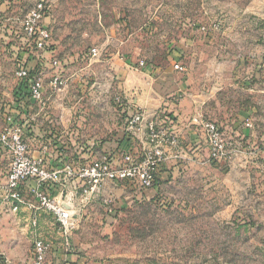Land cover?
Here are the masks:
<instances>
[{"label": "rangeland", "instance_id": "rangeland-1", "mask_svg": "<svg viewBox=\"0 0 264 264\" xmlns=\"http://www.w3.org/2000/svg\"><path fill=\"white\" fill-rule=\"evenodd\" d=\"M36 1L13 0L9 12L23 17ZM46 1L45 105L30 104L16 118L41 135L28 140L33 154L45 151L51 166L77 169L112 142L140 151V140L122 133L136 95L125 92L123 79L151 68L172 69L185 89L171 96L185 101V123L200 113L242 147L230 163L215 164L200 137L192 157L180 159L154 193L110 182L90 193L86 181L70 178L57 188L76 226L67 237L38 228L50 252L67 253L60 244L68 240L75 255L68 264H264V0ZM6 42L0 38V102L17 78L20 48L32 51L26 40ZM51 56L66 79L57 90L48 85ZM6 111L0 108V129ZM145 111L159 122L178 119L174 108ZM2 159L0 176L7 177L9 160ZM26 226L29 231L27 221L20 225L19 264H31Z\"/></svg>", "mask_w": 264, "mask_h": 264}, {"label": "built area", "instance_id": "built-area-1", "mask_svg": "<svg viewBox=\"0 0 264 264\" xmlns=\"http://www.w3.org/2000/svg\"><path fill=\"white\" fill-rule=\"evenodd\" d=\"M48 8L46 0H37L19 20L25 40L30 43L39 67L31 73L27 60L21 56L16 57L17 84L23 82L27 94L25 102L22 103L25 111L21 113H26L30 104L45 105V53L50 39V30L46 24ZM205 28L201 26L202 30ZM91 52L96 55L97 48L93 47ZM48 63L54 70L48 77L49 89L62 88L66 85V79L61 72L63 65L55 56L49 57ZM140 65H143V62ZM174 67L179 68V65L175 63ZM13 104L14 100L6 108V124L0 129V150L9 158V171L2 186V198L14 213L24 206L29 208L27 223L32 239L31 264L51 263L48 258L51 243L38 233L42 212L53 217L57 232L63 237H67L76 226V221L62 196V190L57 187L76 177L89 184L90 193H98L107 182L134 186L142 190L149 189L155 185L158 174L168 159L178 156L168 153L178 146L174 134L166 127L158 125L154 119L146 118L142 112L135 111L126 120L124 132L127 136L140 137V151L114 148L77 169L69 163L51 166L45 158V151H40L37 155L31 151L28 140L30 137H39L27 135L25 126L34 129L28 123L16 121L21 113L18 114V110L11 108ZM190 124L198 127L204 134L208 157L213 163H230L234 156L241 152L242 147L239 144L225 139L220 127L205 119L202 114H193ZM244 127L249 130L252 128L250 119H245ZM52 188L58 189V194L51 195ZM61 247L67 253L72 252L68 240L62 243Z\"/></svg>", "mask_w": 264, "mask_h": 264}, {"label": "crops", "instance_id": "crops-1", "mask_svg": "<svg viewBox=\"0 0 264 264\" xmlns=\"http://www.w3.org/2000/svg\"><path fill=\"white\" fill-rule=\"evenodd\" d=\"M12 3L13 0L12 2H10V0H0V32H1L0 38L3 41L4 45L7 44L6 40L10 37H12V39H16L17 41L21 42L20 44H24V40H25L24 34L22 32L19 23V20L22 17H15V16L13 17L9 12V7L12 5ZM15 28L17 30H15ZM22 49L23 48H20L21 52L17 54L28 61L27 63L30 68L36 66L37 60L35 57V53L31 50L24 51ZM140 73L142 74H138L134 72L133 73L125 72L123 79L125 92L129 91L132 94L136 93V95L134 96L135 100H133L135 103L133 112L140 111L147 118L148 116L145 115L146 114L145 108L151 109V108H158L163 106L165 107L166 110L170 108H174L178 116V119L176 121L169 120L167 117L162 118V121L160 120V122L158 118L154 119L158 125H160L161 127H166L168 131L172 132L178 141V146L168 151L169 154L171 155L177 154L178 156L170 157L168 161L165 163V165L162 167L160 173L158 174L155 185L152 188L143 190L154 193L157 192V190L161 187L162 184H164L170 178H172L173 172L181 164L180 159L192 157V154L195 153V149H196L195 145L200 137L203 138L207 152H208V147L205 136L202 133V131L198 127H195L190 124L191 117L188 118L189 120L187 123L184 122L185 118L183 117L184 115L187 114V111L185 110V104H186L185 101L180 99L177 100L176 98H174L176 101L174 102L173 99L171 98L172 95L177 94L179 96L180 92L185 91V89H182V87H180L179 84L175 83V78L173 77V70L169 69L166 71L165 70L159 71V73H157L156 69L151 68L145 71H140ZM144 76L147 77L148 79H146ZM14 79H15L13 83L14 85L6 94L7 96L6 101H3L4 99L1 97L0 108L2 107L4 109L5 107L7 108L14 100L13 90L17 85V78ZM143 81H146L148 86H145L143 84ZM132 90H134V92H132ZM5 93L6 92L2 91V95H4ZM161 123L163 125H161ZM122 133L123 135L127 136L124 131ZM198 133H199V137L197 136ZM247 134L244 133L243 135H241V137L244 138L247 136ZM134 137L140 140L139 136L137 137L134 136ZM30 139L33 140L32 137H30ZM115 140L117 139L116 138L113 139V141ZM114 144L115 142L109 143L107 144V146L106 145L104 146V149L107 148L106 151H109L110 149H114V148L119 150L120 149L118 147L119 145L114 146ZM129 147L125 146L123 148L124 150H126L129 149ZM130 150H135L133 145H131ZM4 155L9 160L8 156L0 150V165L4 162V160L2 159ZM8 163L9 162L6 163L7 168H8ZM5 181H6V175H4L3 177L0 176V264H19L21 261L20 259L21 244L19 242L21 236L20 225L25 221H28L29 208L27 206H24L17 213H14L10 210L9 204H5L2 198V186L4 185ZM47 219H49L51 226L49 224L47 225ZM52 219L53 217L50 214H46V213L42 214L39 220V228L40 229L42 228V231L45 232L44 227L47 226V228H50L51 230H56L57 232L55 222L52 221ZM24 229L25 232H28L27 226L24 227ZM45 238L47 239V237ZM60 249L61 251H64L63 248ZM28 252H29L28 255H30V249ZM55 254H56V249L54 247V249L48 255V258L51 262L50 264H68L65 263V260L66 259L73 260L72 258L75 256L71 252L65 253L63 255H59L60 257H58V255Z\"/></svg>", "mask_w": 264, "mask_h": 264}, {"label": "trees", "instance_id": "trees-1", "mask_svg": "<svg viewBox=\"0 0 264 264\" xmlns=\"http://www.w3.org/2000/svg\"><path fill=\"white\" fill-rule=\"evenodd\" d=\"M38 68H39L38 65L31 68V73L34 72L35 70H38ZM13 97H14V104L11 106V108L18 110V114L24 112L25 111L24 104L22 103L25 102L27 94H26V87L23 82H20L16 85V87L13 90ZM24 130L27 132V135L39 136V137L41 136L37 131L31 130L29 126H25ZM56 194H57L56 190L51 191V195H56Z\"/></svg>", "mask_w": 264, "mask_h": 264}]
</instances>
